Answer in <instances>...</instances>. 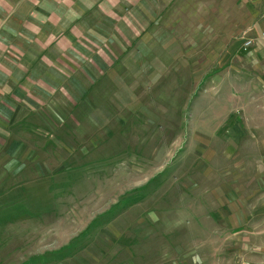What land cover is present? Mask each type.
Instances as JSON below:
<instances>
[{
    "label": "rangeland",
    "instance_id": "rangeland-1",
    "mask_svg": "<svg viewBox=\"0 0 264 264\" xmlns=\"http://www.w3.org/2000/svg\"><path fill=\"white\" fill-rule=\"evenodd\" d=\"M189 1L208 6L160 9L159 21L144 25L142 36L134 35L127 44L128 49L141 54L137 58L141 72L127 64L130 57L126 53L112 58L110 71L103 77L118 85L124 76L130 79L127 85L139 80L140 88L130 90L138 99L132 98L126 107L119 101L123 99L121 90L108 87L91 89L89 99H77L80 104L68 103L74 100L67 87L70 79L62 73V77H48L46 99L40 104L35 98L31 105L0 100V264H60L61 258L76 260L65 264H134L141 257H151L149 263L153 262L155 241L161 240L158 222L152 218L155 193L166 196L168 184L179 188L182 177L176 173L179 162L174 155L167 157L159 149L152 157L156 140L169 138L163 136L166 128H173L169 116L180 113L175 125L183 124L189 97L200 92L199 77L209 80L234 68L239 81L247 84L253 82L250 77L254 79L251 67L264 65V60L250 59V47L242 48L250 31L249 24L241 23L240 17L247 11L243 3L228 9L216 5L220 0ZM158 22L161 24L156 25ZM126 35L122 39L126 40ZM225 35H233L237 46L232 55L219 61L217 55L230 42L221 40ZM164 49L174 57L165 56ZM98 75L97 70L90 74L94 79ZM73 91L80 94L82 89ZM251 91H247L246 106ZM262 92L256 91L251 98L259 94L262 98ZM238 96L241 105L242 92ZM102 100L104 103H99ZM28 110L44 115V128L30 124ZM261 117L240 109L233 124L234 130L246 132L245 138L237 137V143L247 140L249 159L250 146L259 139L264 141ZM120 124L131 125L136 134L120 135ZM253 124L256 126L250 129ZM181 138L174 139L175 149L182 145ZM240 160L231 169L236 181L242 176L237 167ZM57 171L63 176L60 180ZM242 193L248 197L249 191L244 187ZM259 212L264 214V204ZM253 217L206 215L205 219L201 215L198 231L194 218L186 216L184 220H191V232L185 235L190 236L192 248L176 250L179 262L175 264L183 260L191 264H259L264 257V216ZM163 220L166 227V217ZM243 224L250 233L242 231ZM160 226L163 228L161 222ZM247 236L255 237V247H240Z\"/></svg>",
    "mask_w": 264,
    "mask_h": 264
},
{
    "label": "crops",
    "instance_id": "crops-1",
    "mask_svg": "<svg viewBox=\"0 0 264 264\" xmlns=\"http://www.w3.org/2000/svg\"><path fill=\"white\" fill-rule=\"evenodd\" d=\"M219 2L222 3H216L217 6L228 9L239 7L243 3L247 11L240 19L241 23L249 24L250 31L247 37L257 40L260 35H264V0ZM207 6V3L199 5L189 0H0V100L3 102L7 100L11 104L19 100L24 105H31L35 103L33 101L35 98L40 104L41 100L46 99L48 77L52 78L53 74L62 77V73L70 79L67 87L71 88L70 95L74 100L68 103L80 104L77 99H89L92 96L91 89L108 87L121 90L120 96L123 99L119 98V101L126 107L132 98L138 99V95H132L130 90L140 88L139 80L127 85L130 79L124 76L118 85L116 80L103 77V74L110 71L108 68L111 66L112 58L126 53V56L130 57L126 60L127 64L137 73L141 72L137 60L141 54L138 55L136 49H128L127 44L133 41L134 35L142 36L144 25H152L159 21L158 10ZM155 13L157 16H154ZM149 14L151 17L148 20L146 16ZM237 21L236 19L234 22ZM158 24L161 23L158 22L156 25ZM125 35L126 40L122 39ZM222 39H228L230 42L222 53L217 55V57L220 55L219 61L223 59L222 56L232 55L237 46L236 42L233 43V35L221 36ZM163 51L165 56L174 57V54L169 55L168 50ZM249 54L252 55L250 59L254 62L264 60V39L259 46L251 47ZM96 70L100 75L94 79L90 74ZM250 71L254 79L250 77V81L253 82L247 84L243 79L239 81L234 68L226 71L223 76L218 77L216 74L209 80L199 77L200 92L193 98L189 97L183 124L175 125L181 119L178 115L180 113L175 112L176 115L169 116L173 128H166V133L163 134L169 138L164 141L156 140L157 148L153 150L152 157L159 149H162L161 154L166 152L167 157L174 155L179 162L176 173L182 177L179 180V188L169 187L168 184L166 196H158L159 193H155V212L152 218L158 222L157 230L161 233V240L157 238L155 241L158 246L151 255L153 262L149 263L148 258L151 257H141L143 259L134 264L179 262L176 261L179 254L178 252L176 254V250L192 248L188 240L190 236L185 235L191 232L189 229L191 220H184L186 216L194 218L198 231H201V215L205 219L206 215L254 216L253 218L264 216L259 212L261 205L264 204L262 202L264 195H261L264 192V141L259 139L250 146L252 155L249 159L245 153L249 147L247 140L243 139L241 145H238L240 142L237 143V137L245 138V130L241 132L238 128L233 129V124L237 120L236 114L240 109L244 113L247 110L258 114L262 116L261 118L264 116V93L262 92V98L260 94L259 97L251 98L253 93L257 94L256 91L264 90V65L258 67L254 65ZM134 79L137 80L136 76ZM78 88L82 89L80 94L73 91ZM241 88L244 91H241ZM249 89L252 90L250 104L246 106ZM240 92L243 95L240 99L241 105L237 104ZM95 97L101 99L102 96L95 94ZM99 103L103 104L104 101ZM26 114L30 124L44 128L43 114L35 110H28ZM85 116L90 117L88 114ZM255 126L253 124L250 129ZM177 130H180L181 134ZM132 132L131 125L120 126V135L130 137ZM176 137H182L181 141L179 139L182 145L175 149ZM240 157L242 161L240 160L239 164L244 165L238 164L242 176L238 178L240 181H236L237 177L234 178L231 169L233 163L238 162ZM118 162L124 164L123 167L127 166L125 160L119 159ZM142 167L143 164L138 166ZM57 172L56 178L62 179L63 176ZM242 185L248 189V197H244ZM244 200L247 203H243ZM136 203L139 204L138 201ZM165 217L166 227L163 220ZM204 223L206 221L202 225ZM242 226H244L242 231L251 232L248 225ZM256 242L255 237L247 236L243 240L245 244H240V247L251 249L252 246L255 247ZM161 246L166 250H162ZM262 259L264 260V257ZM70 261L76 260L68 258L58 260L60 264ZM181 264L191 263L183 260Z\"/></svg>",
    "mask_w": 264,
    "mask_h": 264
},
{
    "label": "built area",
    "instance_id": "built-area-1",
    "mask_svg": "<svg viewBox=\"0 0 264 264\" xmlns=\"http://www.w3.org/2000/svg\"><path fill=\"white\" fill-rule=\"evenodd\" d=\"M264 39V35H260L259 38L257 40H252V39H249L247 38L243 45H242V48L243 49H246L248 47H254V46H259L261 43L260 41H262ZM259 264H264V260L262 262H260Z\"/></svg>",
    "mask_w": 264,
    "mask_h": 264
}]
</instances>
